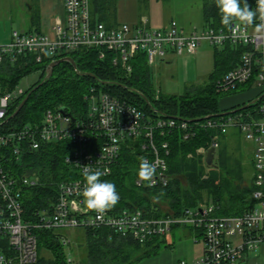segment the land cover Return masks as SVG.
<instances>
[{
  "label": "built area",
  "instance_id": "obj_1",
  "mask_svg": "<svg viewBox=\"0 0 264 264\" xmlns=\"http://www.w3.org/2000/svg\"><path fill=\"white\" fill-rule=\"evenodd\" d=\"M64 11V18L54 24L51 34L14 30L8 42L0 43V66L5 61L16 63L21 58H32L40 64L66 52L96 49L101 58L110 55L114 65H121L130 73L132 61L139 53L145 54L152 66L156 61L167 60L170 54L194 55L203 43L213 48L240 44L248 50L242 54L240 64L218 81L217 88L222 93L233 92L251 81L257 68L255 85L264 97V30L257 32L256 25L234 22L228 28L204 26L186 30L172 20L165 28L126 23L108 26L94 17L91 0H64ZM23 93L22 90L0 91V257L3 258L0 264H35L38 260L36 231L40 229L63 232L108 227L122 236L146 242L169 235L174 227H187L195 232V241H201L204 248L201 257L192 264H250V255L264 244V104L259 117L232 112L205 118L203 122L175 117L152 119L137 106L91 87L86 95L88 110L81 116L48 110L40 124L7 128L9 108ZM197 126L223 134L236 128L250 144L255 200L250 210L222 216L217 214L211 201L185 208L179 215L157 217L140 208L113 207L101 213L86 207L82 194L86 183L85 165L102 171L101 181L108 182L107 177L123 146H129L139 152L141 159L155 166L152 180L141 181L138 176L136 185L168 186L170 145L167 141H158V137L178 128L189 139L195 135ZM218 138V134L213 137L211 147H219ZM52 142L69 143L66 162L71 171L81 176L58 182L53 206L38 211L34 219L26 218L23 190L36 186L38 180L26 175L19 177L8 170L7 155L19 164L26 150L38 151ZM61 241L66 246L70 240L61 236ZM176 264L189 263L180 260Z\"/></svg>",
  "mask_w": 264,
  "mask_h": 264
},
{
  "label": "trees",
  "instance_id": "obj_2",
  "mask_svg": "<svg viewBox=\"0 0 264 264\" xmlns=\"http://www.w3.org/2000/svg\"><path fill=\"white\" fill-rule=\"evenodd\" d=\"M119 0H91L92 13L99 21L108 26L112 23V11ZM253 10L257 5L254 0H247ZM243 7V0H241ZM204 26L228 28L221 23V14L215 0H203ZM259 13L252 26L259 24ZM234 22H241L238 19ZM248 50L246 45L226 44L214 48L213 70L205 85H191L181 95L165 96L157 91L153 84L151 65L145 54H137L133 61V70L127 73L121 65H114L110 55L101 58L99 50L81 49L63 53L54 59L66 56L72 57L77 65L64 61L53 69L47 78V68L54 59H45L36 63L32 58H21L16 63L5 61L0 66V91L11 92L17 88L20 80L36 69L42 70L41 80L29 91L20 95L9 108L10 117L20 106L24 98L30 94L28 101L17 115L5 125L7 128H20L26 125L40 124L48 110L65 112L73 116H81L88 110L86 95L91 87L104 90L141 109L146 117L152 119L175 117L183 120H198L208 116L227 112L251 113L260 116V107L264 97L260 93L254 100L230 109L220 108L219 100L222 94L217 88L218 81L230 70L236 68L242 54ZM259 69L255 68L251 81L235 91L255 87ZM233 92L225 93L230 94ZM249 104L246 109L240 107ZM218 117V116H216ZM215 118V117H213ZM219 135V147L216 149L214 166L207 168L205 152L211 147L213 137ZM226 134L216 129L197 126L195 135L185 139L182 129L168 130L158 141H167L170 145L168 159L171 176L168 186L138 187L136 179L140 165L139 152L131 147L123 146L119 157L113 165L112 173L107 181L115 184L119 193L118 209L140 208L157 217L169 214H181L185 208H194L201 203L216 206L218 215H239L250 210L255 205L252 198L254 186L244 185L243 179L232 180L223 175L222 169L233 171L238 164L223 145ZM69 143H48L38 151L26 150L21 163L7 155L6 168L17 176L23 175L36 178L38 184L25 187L23 202L25 217L34 219L38 211L51 208L56 201L57 184L63 180L78 178L81 175L71 171L66 162L69 153ZM8 151L5 150V153ZM240 168V166H239ZM163 206L166 209H163ZM174 227L170 234L175 229ZM190 229V228H189ZM192 230V229H190ZM193 231V230H192ZM38 239V260L35 264H71L65 245L61 241V232L40 229L36 231ZM85 255L84 260L75 264H136L145 257L157 254L163 244L171 246L166 236L154 237L146 242H140L132 237H125L108 227L84 229ZM168 243V244H167ZM43 250L51 253L50 257Z\"/></svg>",
  "mask_w": 264,
  "mask_h": 264
},
{
  "label": "rangeland",
  "instance_id": "obj_3",
  "mask_svg": "<svg viewBox=\"0 0 264 264\" xmlns=\"http://www.w3.org/2000/svg\"><path fill=\"white\" fill-rule=\"evenodd\" d=\"M62 0H0V43L8 42L14 30L19 32H34L36 29L45 30L52 13L63 9ZM65 16V11L63 10ZM147 16L153 28H159V23L176 21L186 30L204 27L203 0H119L112 11V23H126ZM41 22V25L40 23ZM201 53L194 56L172 55L173 60L156 61L152 66L153 84L157 91L165 96L181 95L186 87L191 85H205L209 81V74L213 70L214 48L208 43L200 47ZM42 78V70L36 69L25 75L17 85L16 92L29 91ZM260 94L258 87L241 90L230 94H222L219 100L220 108L230 109L236 105H243L248 98ZM227 147L228 154L239 161L234 164L233 171L222 169L223 175L232 180L240 176L244 185L250 184L253 176L251 150L248 141L236 128H230L222 140ZM208 168V167H207ZM209 169V168H208ZM163 209H166L163 206ZM65 239L70 240L65 250L71 258V264L86 258L84 229L63 230ZM168 243L163 244L159 252L151 257H145L136 264H169L179 257L189 263L198 260L203 254V243L195 242V232L187 227H179L172 234L166 236ZM167 243V244H168ZM47 257L51 253L43 250ZM250 264H264V244L250 255Z\"/></svg>",
  "mask_w": 264,
  "mask_h": 264
},
{
  "label": "clouds",
  "instance_id": "obj_4",
  "mask_svg": "<svg viewBox=\"0 0 264 264\" xmlns=\"http://www.w3.org/2000/svg\"><path fill=\"white\" fill-rule=\"evenodd\" d=\"M215 3L221 14V23L225 27H229L235 19L245 25H251L259 13L260 23L256 25L255 30L257 32L264 30V0H256L255 10L250 8L247 0H243V7H241V0H215ZM154 174L155 166L147 159H141L138 170L139 179L150 182ZM103 175L104 173L99 169L84 166L83 176L86 183L82 193L83 202L88 209L101 213L115 207L120 199L115 184L101 181L100 178ZM2 259L0 257V260Z\"/></svg>",
  "mask_w": 264,
  "mask_h": 264
},
{
  "label": "water",
  "instance_id": "obj_5",
  "mask_svg": "<svg viewBox=\"0 0 264 264\" xmlns=\"http://www.w3.org/2000/svg\"><path fill=\"white\" fill-rule=\"evenodd\" d=\"M64 61H67V62H70L75 68H77V65H76V62L75 60L70 57V56H66V57H63V58H59V59H56L54 60L53 62L50 63V65L48 66L47 68V75L46 77L49 78L52 73H53V69L59 65L60 63L64 62ZM30 97V94H28L24 100L21 102L20 106L17 108V110L14 112V114H12L8 120H10L11 118H13L15 115H17L19 113V111L22 109V107L25 105V103L28 101ZM249 106V104L247 105H244L242 107L239 108V110H243V109H246L247 107ZM61 113L65 114L66 115V112H65V108H60L59 110ZM234 111H229L227 112V114H230ZM68 115V114H67ZM216 116H223V113L222 114H218V115H212V116H208L206 118H212V117H216ZM205 119V118H203ZM202 119H198L196 121H200ZM215 154H216V148L215 147H210L206 152H205V163L207 165L208 168H212L215 164H214V160H215Z\"/></svg>",
  "mask_w": 264,
  "mask_h": 264
},
{
  "label": "crops",
  "instance_id": "obj_6",
  "mask_svg": "<svg viewBox=\"0 0 264 264\" xmlns=\"http://www.w3.org/2000/svg\"><path fill=\"white\" fill-rule=\"evenodd\" d=\"M62 2L64 3V0H62ZM62 6H64V4H62ZM63 10H64V7H63V9L61 10V11H59L58 13H52L49 17V20H48V22L47 23H45V30L46 31H41V32H44V33H46V34H51V33H53V26H54V24L58 21V20H60V19H63L64 18V14H63ZM40 23V25H41V22H39ZM117 24H120V23H116V25ZM147 25V26H149V27H152L150 24H151V20L147 17V16H142L140 19H137V20H134V21H131V23H130V25H133V26H136V25ZM169 24L170 23H159V25H161V27H159V28H165V27H168L169 26ZM40 30H42V29H36L35 31H40ZM31 32V31H30ZM11 37V36H10ZM10 40V39H9ZM203 45V44H202ZM201 45V46H202ZM200 46V47H201ZM200 47H199V49H200ZM198 49V51L194 54V55H198V54H200L201 53V50H199ZM194 55H189V56H194ZM213 57H214V54H213ZM170 59V60H169ZM167 60H169V62H171L172 60H173V58H172V56H170V57H168L167 58ZM259 88V87H258ZM260 89V88H259ZM260 92H261V89H260ZM259 95V93L257 94V96ZM256 96V97H257ZM256 97H254V98H248V102H250L251 100H254ZM243 102V104L245 103V101H242ZM247 102V103H248ZM236 106H238V105H236ZM232 108V107H231ZM195 242H197V241H195ZM198 242H201V241H198ZM202 243V242H201ZM204 249V248H203ZM201 257V256H200ZM180 260H185V261H187L188 262V260H186L185 258H179V257H177V258H175V259H173L172 261H170L169 262V264H176L178 261H180ZM193 262H195V260L193 261ZM192 262V263H193ZM189 263V262H188ZM192 263H189V264H192Z\"/></svg>",
  "mask_w": 264,
  "mask_h": 264
}]
</instances>
